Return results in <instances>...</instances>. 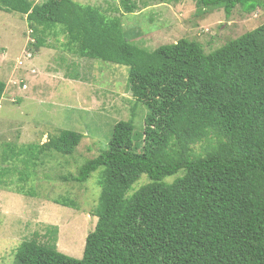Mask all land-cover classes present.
<instances>
[{
	"label": "trees",
	"instance_id": "16d2710c",
	"mask_svg": "<svg viewBox=\"0 0 264 264\" xmlns=\"http://www.w3.org/2000/svg\"><path fill=\"white\" fill-rule=\"evenodd\" d=\"M121 1L134 12L133 0ZM195 1L227 18L238 5L264 10L259 0ZM0 11L26 16L37 49L60 30L71 54L128 67L132 97L148 109L138 141L133 110L107 149L62 177L85 184L100 170L83 257L59 252L54 229L46 243L24 241L17 264H264V24L206 54L187 39L148 51L126 38L119 18L74 0H0ZM5 89L0 82V102ZM83 138L60 129L43 144H7L2 160L28 171L53 153L72 155ZM5 173L0 166V187ZM143 176L149 182L134 191ZM55 203L76 209L68 198Z\"/></svg>",
	"mask_w": 264,
	"mask_h": 264
},
{
	"label": "rangeland",
	"instance_id": "374dc122",
	"mask_svg": "<svg viewBox=\"0 0 264 264\" xmlns=\"http://www.w3.org/2000/svg\"><path fill=\"white\" fill-rule=\"evenodd\" d=\"M74 1L97 7L110 19L119 18L126 38L148 51L187 39L210 54L264 24L261 7L250 12L238 5L227 18L223 9L199 10L195 0H133V13H126L121 0ZM66 42L58 30L47 47L37 49L26 16L0 11V82L6 84L0 102V166H6L0 187V264H17L16 251L24 241L46 243L47 233L54 229L58 251L81 259L97 223L93 211L101 193L100 170L85 184L62 177L76 175L85 161L107 149L115 125L129 120L133 110L136 141L143 132L148 109L132 97L129 68L75 56ZM60 129L84 135L72 155H43V161L28 171L20 161L3 163L7 144H43ZM206 148L201 143L194 151L204 154ZM25 173L29 177L22 180ZM148 182L143 176L134 191ZM66 198L76 209L55 203Z\"/></svg>",
	"mask_w": 264,
	"mask_h": 264
},
{
	"label": "built area",
	"instance_id": "2783aa9c",
	"mask_svg": "<svg viewBox=\"0 0 264 264\" xmlns=\"http://www.w3.org/2000/svg\"><path fill=\"white\" fill-rule=\"evenodd\" d=\"M28 57L30 58V57H31V55H28Z\"/></svg>",
	"mask_w": 264,
	"mask_h": 264
}]
</instances>
